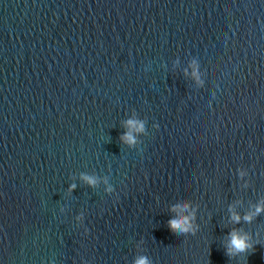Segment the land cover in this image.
I'll return each mask as SVG.
<instances>
[{
  "label": "water",
  "instance_id": "1",
  "mask_svg": "<svg viewBox=\"0 0 264 264\" xmlns=\"http://www.w3.org/2000/svg\"><path fill=\"white\" fill-rule=\"evenodd\" d=\"M257 204L264 0H0V264H264Z\"/></svg>",
  "mask_w": 264,
  "mask_h": 264
},
{
  "label": "clouds",
  "instance_id": "2",
  "mask_svg": "<svg viewBox=\"0 0 264 264\" xmlns=\"http://www.w3.org/2000/svg\"><path fill=\"white\" fill-rule=\"evenodd\" d=\"M127 123L132 124V121H128ZM122 139L125 141L131 142V137L125 133L122 136ZM88 179L89 183H94L90 178ZM74 187V186H73ZM184 207L187 208L188 205L185 203ZM264 211V204H257L254 210V213L252 214H246L243 219L250 221L252 219V215L258 214L259 212ZM232 219L234 221H239L241 217L233 213ZM194 220V212H189L187 215H177L171 218L170 220V226L172 228L178 229L180 232H190L195 231V225L192 223ZM229 240L227 243V251L229 254L233 253H243L250 247H252V244L250 242V239L247 234H241L237 230H232L229 234ZM136 264H151V262L148 260L147 257H140Z\"/></svg>",
  "mask_w": 264,
  "mask_h": 264
}]
</instances>
